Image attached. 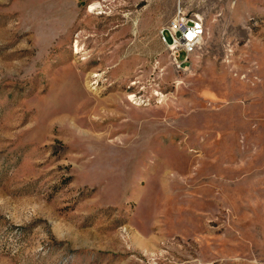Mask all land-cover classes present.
Listing matches in <instances>:
<instances>
[{
  "label": "rangeland",
  "instance_id": "1",
  "mask_svg": "<svg viewBox=\"0 0 264 264\" xmlns=\"http://www.w3.org/2000/svg\"><path fill=\"white\" fill-rule=\"evenodd\" d=\"M0 264H264V0H0Z\"/></svg>",
  "mask_w": 264,
  "mask_h": 264
},
{
  "label": "built area",
  "instance_id": "2",
  "mask_svg": "<svg viewBox=\"0 0 264 264\" xmlns=\"http://www.w3.org/2000/svg\"><path fill=\"white\" fill-rule=\"evenodd\" d=\"M203 31L201 19H187L178 15L161 32V40L171 52L175 65L180 67L187 62L190 56V48L200 44ZM165 35L169 37L170 41L166 40ZM181 55H183L182 60L179 59Z\"/></svg>",
  "mask_w": 264,
  "mask_h": 264
},
{
  "label": "bare ground",
  "instance_id": "3",
  "mask_svg": "<svg viewBox=\"0 0 264 264\" xmlns=\"http://www.w3.org/2000/svg\"><path fill=\"white\" fill-rule=\"evenodd\" d=\"M93 7H94V6H92V9H93ZM96 7H97V6H96ZM194 47H195V46H194ZM194 47H191V48H190V52L192 51V49H193ZM106 101H107V100H106ZM103 103H104V102H103ZM96 104H97V103H96ZM96 104H95V105H96ZM95 105H94V106H95ZM99 105H101V104L99 103ZM100 109H101V108H100ZM100 109H99V110H100ZM101 110H102V109H101ZM103 111H104L103 113H105V115H107V116H109L110 113L112 114V111H111V110H107V109H106V110H103ZM114 112H115V111H114ZM112 115H113V114H112ZM65 117L67 118V116H64L63 118H65ZM102 117H103V116H102ZM59 120H61V118H60ZM64 121H65V120H64ZM59 122H60V121H59ZM62 122H63V121H62ZM70 125H71V124H70ZM72 126H73V125H72ZM74 128H75V125H74ZM86 132H87V131H86ZM88 134H89V133H88ZM95 135H96V134H95ZM101 135H102V134H101ZM87 136H88V135H87ZM89 137H90V136H89ZM96 137H97V136H96ZM102 137H103V135H102ZM91 138H92V137H91ZM100 139H101V137H100Z\"/></svg>",
  "mask_w": 264,
  "mask_h": 264
}]
</instances>
